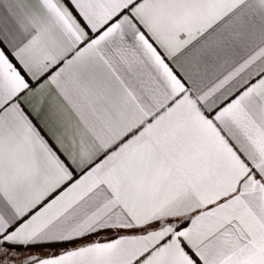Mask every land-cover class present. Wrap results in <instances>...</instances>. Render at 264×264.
<instances>
[{
    "label": "snow or ice",
    "instance_id": "obj_1",
    "mask_svg": "<svg viewBox=\"0 0 264 264\" xmlns=\"http://www.w3.org/2000/svg\"><path fill=\"white\" fill-rule=\"evenodd\" d=\"M0 264H264V0H0Z\"/></svg>",
    "mask_w": 264,
    "mask_h": 264
}]
</instances>
